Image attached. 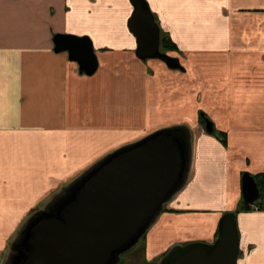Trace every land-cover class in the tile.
I'll use <instances>...</instances> for the list:
<instances>
[{
	"label": "crops",
	"instance_id": "obj_1",
	"mask_svg": "<svg viewBox=\"0 0 264 264\" xmlns=\"http://www.w3.org/2000/svg\"><path fill=\"white\" fill-rule=\"evenodd\" d=\"M146 1L184 69L137 56L131 0H0V264L33 211L160 129L192 134V162L146 232V264L175 244L213 242L244 201L243 173L264 177V0ZM56 34L90 37L97 71L80 73ZM236 219L238 264H264V208Z\"/></svg>",
	"mask_w": 264,
	"mask_h": 264
},
{
	"label": "water",
	"instance_id": "obj_2",
	"mask_svg": "<svg viewBox=\"0 0 264 264\" xmlns=\"http://www.w3.org/2000/svg\"><path fill=\"white\" fill-rule=\"evenodd\" d=\"M129 28L136 54L184 69L178 57L160 49L161 27L146 0H131ZM56 51H68L79 72L99 66L88 36L56 34ZM207 132L214 124L205 119ZM160 129L98 160L65 184L32 213L10 243L4 264H120L156 222L164 205L186 184L192 162V134ZM243 200L253 204L260 189L242 176ZM240 233L236 214L227 212L211 242L175 244L153 264H238Z\"/></svg>",
	"mask_w": 264,
	"mask_h": 264
},
{
	"label": "trees",
	"instance_id": "obj_3",
	"mask_svg": "<svg viewBox=\"0 0 264 264\" xmlns=\"http://www.w3.org/2000/svg\"><path fill=\"white\" fill-rule=\"evenodd\" d=\"M161 49L166 51V52H168V51H178V47H177L176 43H174L172 41V39L169 37L168 34L163 33V32L161 33ZM205 119H208V117L204 114V112H202L200 120L202 122H204ZM219 135L222 137L224 142H226L225 134L219 133ZM254 178H255V180H256V182H257V184L259 186V189H260L259 198L253 204H249V203H246L245 201H243L241 203V205L238 207V209L233 211L236 215H237V212L240 211V210H251L253 208H259V209L264 208V177L262 175H254ZM37 210L38 209H36L32 213H35ZM145 236H146V233L142 237L143 241L145 240Z\"/></svg>",
	"mask_w": 264,
	"mask_h": 264
},
{
	"label": "rangeland",
	"instance_id": "obj_4",
	"mask_svg": "<svg viewBox=\"0 0 264 264\" xmlns=\"http://www.w3.org/2000/svg\"><path fill=\"white\" fill-rule=\"evenodd\" d=\"M162 50V49H161ZM163 52H166L164 50H162ZM167 53H169L170 55L172 56H176L180 59V56L178 55V52H175V51H168ZM181 61V59H180ZM202 112L203 110H200L199 111V118L201 117L202 115ZM143 239L135 246L133 247L130 251L128 252H125L122 254V259H123V262H126L127 261V258H128V255H129V263L128 264H146L145 261H144V255H143V252H144V248H143ZM168 251V250H167ZM128 253V254H127ZM166 251L163 253L165 254ZM162 254V255H163ZM161 255V256H162ZM160 256V257H161ZM159 257V258H160ZM155 262H152L151 264H153Z\"/></svg>",
	"mask_w": 264,
	"mask_h": 264
},
{
	"label": "flooded vegetation",
	"instance_id": "obj_5",
	"mask_svg": "<svg viewBox=\"0 0 264 264\" xmlns=\"http://www.w3.org/2000/svg\"><path fill=\"white\" fill-rule=\"evenodd\" d=\"M157 20V19H156ZM161 33H162V31H161ZM160 49H161V46H160Z\"/></svg>",
	"mask_w": 264,
	"mask_h": 264
}]
</instances>
